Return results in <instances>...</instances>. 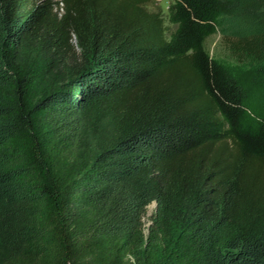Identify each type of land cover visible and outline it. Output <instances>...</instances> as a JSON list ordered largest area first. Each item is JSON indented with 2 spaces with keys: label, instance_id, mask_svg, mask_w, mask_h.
<instances>
[{
  "label": "trees",
  "instance_id": "trees-1",
  "mask_svg": "<svg viewBox=\"0 0 264 264\" xmlns=\"http://www.w3.org/2000/svg\"><path fill=\"white\" fill-rule=\"evenodd\" d=\"M147 1L0 0V264H264V0Z\"/></svg>",
  "mask_w": 264,
  "mask_h": 264
},
{
  "label": "rangeland",
  "instance_id": "rangeland-1",
  "mask_svg": "<svg viewBox=\"0 0 264 264\" xmlns=\"http://www.w3.org/2000/svg\"><path fill=\"white\" fill-rule=\"evenodd\" d=\"M174 0H148L147 7L150 11L159 13L165 20L169 32L174 25L169 21V9ZM241 28V23L234 16L224 17L216 31L207 37L205 46L210 56L229 67L238 77L247 92V108L250 117L264 115V89L261 88L253 78V69L247 62L239 61L231 54L226 45L224 35L226 32L235 31ZM157 203L154 201L147 206L143 216L144 231L147 232L156 211Z\"/></svg>",
  "mask_w": 264,
  "mask_h": 264
}]
</instances>
